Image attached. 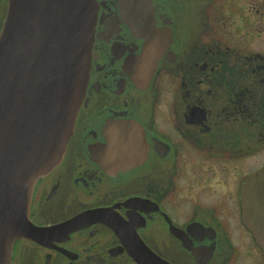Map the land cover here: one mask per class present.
<instances>
[{
    "label": "flooded vegetation",
    "instance_id": "1",
    "mask_svg": "<svg viewBox=\"0 0 264 264\" xmlns=\"http://www.w3.org/2000/svg\"><path fill=\"white\" fill-rule=\"evenodd\" d=\"M150 1L134 25L125 3ZM97 5L74 134L34 188L43 230L12 264H264L242 198L264 170V0Z\"/></svg>",
    "mask_w": 264,
    "mask_h": 264
},
{
    "label": "water",
    "instance_id": "2",
    "mask_svg": "<svg viewBox=\"0 0 264 264\" xmlns=\"http://www.w3.org/2000/svg\"><path fill=\"white\" fill-rule=\"evenodd\" d=\"M125 5L132 22L152 19L146 26L154 25L151 1L146 18L141 5ZM97 6V0H9L0 35V264H12L16 241L36 239L43 230L30 218L34 188L62 163L74 134L90 77ZM151 63L150 74L158 58ZM242 198L246 224L264 230L258 216L264 215V170L246 181ZM258 239L264 246V236Z\"/></svg>",
    "mask_w": 264,
    "mask_h": 264
}]
</instances>
